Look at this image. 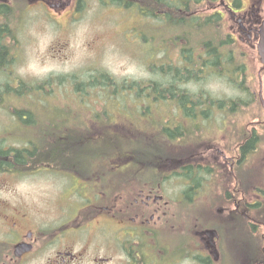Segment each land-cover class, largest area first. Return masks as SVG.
I'll list each match as a JSON object with an SVG mask.
<instances>
[{
    "label": "flooded vegetation",
    "instance_id": "obj_1",
    "mask_svg": "<svg viewBox=\"0 0 264 264\" xmlns=\"http://www.w3.org/2000/svg\"><path fill=\"white\" fill-rule=\"evenodd\" d=\"M90 1L138 9L135 0H0V264H264V187L243 190L234 174V188L227 183V169L238 167L252 137L240 136L238 153L227 156V102L217 108L225 117L216 133H186L184 123L194 131L206 110L197 106L188 117L182 103L160 101L175 116L165 117L160 132L132 124L121 135L132 147L114 151V159L100 154L90 166L56 159L57 129L71 123L55 116V102L40 106L42 87L21 75L34 23L26 16L42 11L66 29ZM157 6L161 24L220 27L234 18L256 40L253 0H145L147 19ZM256 126L264 133V118Z\"/></svg>",
    "mask_w": 264,
    "mask_h": 264
},
{
    "label": "rangeland",
    "instance_id": "obj_2",
    "mask_svg": "<svg viewBox=\"0 0 264 264\" xmlns=\"http://www.w3.org/2000/svg\"><path fill=\"white\" fill-rule=\"evenodd\" d=\"M253 2L255 6L250 10L248 20L252 27L257 28L264 20V0H260V4L259 0ZM100 5L102 4L90 1L81 10L78 19L66 29L56 27L42 11H35L32 12L33 15L26 16L27 20H34V23L26 30L29 44L25 45L21 70L25 84L34 83L42 87L39 94L40 106H44L43 101L46 104L49 101L55 102V116L68 117L66 124L71 123V130L78 134L90 135L87 133L88 126L93 129L97 122L102 124V129L103 123L109 122L108 117L113 121L112 124L114 121L126 123L117 124L121 133H129L128 130L133 129L134 125L142 132H160L165 124V117L175 116V110L165 109L167 105L160 101L176 100L145 99V86L150 88V84L160 82V75L157 74L161 65H176L180 49L187 47L186 42L177 36H182L180 34L190 31V28L185 26L177 29L168 22L159 23L161 16L156 12L160 9L158 6L153 9L152 17L147 19V15H142L139 8H135V12L133 7H113L108 10ZM173 16L175 19L179 18L177 14ZM242 25L243 32L248 24L243 22ZM204 27L208 29V37L213 40L216 36L222 40L224 36L232 35L235 43L228 44L223 50L232 56L236 66H244V72L238 73L236 78L230 76L232 81H229L227 75L211 73L205 79L197 82L192 80L186 85H179V88L185 89L191 96L204 93L218 100L243 101V104L236 106V110L227 111V156L238 153L235 144L240 136L243 139L248 132L258 139V144L253 152L241 157L238 167L232 173L227 169V183L233 187L234 174L243 190L253 186L264 187V133L256 126V122L264 118V70L254 48L257 40H248L246 34H241L238 30L240 26L234 18L227 17L226 24L220 27L217 24ZM215 30L220 33L217 34ZM199 40L197 35L189 36L190 47H197ZM227 72L230 74L229 70ZM100 75H106L107 80H112V84L118 85L114 92L112 88L104 89L103 86L88 87L92 77L96 78L97 82L106 81L100 78ZM82 83L87 87L78 94L74 91V86ZM131 83H137L139 86H134L130 92L123 88ZM50 86L51 93L48 97L49 93L43 90H50ZM162 88L167 87L162 85ZM259 93H262L263 101L260 100ZM141 96L143 99H140ZM66 103H70L71 109L64 111L62 106ZM213 110L206 121L199 119L194 131H191V126L185 122V128H189L188 131L185 129L186 133H216V128H222L225 116L220 110ZM128 121L134 125L129 127ZM57 123H60L58 119ZM254 125L255 130L252 129ZM91 137L97 139L100 135ZM108 140L105 149L95 151V155L115 153L116 142ZM92 148L94 147L89 146L88 151ZM95 155L88 157L89 163H82L86 166L99 164L100 159L92 162ZM71 159L72 164L81 162L79 159L75 163L76 158L73 156ZM262 202L261 213L264 217V201Z\"/></svg>",
    "mask_w": 264,
    "mask_h": 264
},
{
    "label": "trees",
    "instance_id": "obj_3",
    "mask_svg": "<svg viewBox=\"0 0 264 264\" xmlns=\"http://www.w3.org/2000/svg\"><path fill=\"white\" fill-rule=\"evenodd\" d=\"M136 5L139 8L142 15L145 14V6L144 2L145 0H136ZM153 11V10H152ZM204 23H193L190 21H185L183 28L185 26L190 28V31H184V34H180L182 36H177V38H180L183 40L185 45L187 47H183L180 49L178 57L176 58V65L169 64L165 67V65H161L158 68V75H160V82H155L150 84V88L146 87L144 98L145 99H153L154 101L159 100H176L183 104V108L185 111V116L192 117L196 116L194 111L197 110V106H199V110L204 109L207 111V115H209L210 111L213 110V108H222L224 106V102H227V111L232 112L236 110V106L240 104H243V101L238 99L237 101H224V100H218L210 97V95H206L204 93H199L195 96H191L188 94V92L185 91V89H180L179 85H186L190 81L194 80L195 82L200 81L202 79H205L209 74L214 73L218 75H227L226 77L229 79V81H232L233 78L231 77H237V74H241L244 72V66H236L235 61L233 60L232 56L223 50V47H227L228 44L235 43L234 40L229 38L230 36H224L222 40L219 36H216L214 40L210 37H208V29H206L203 25ZM207 26V25H206ZM198 27V30H196ZM208 27V26H207ZM218 33H220L218 30H215ZM183 31H180L182 33ZM197 35V37L200 38L198 43L196 44L197 47H190L189 36ZM176 38V39H177ZM194 45V44H193ZM201 48V49H200ZM155 67H157L155 65ZM228 68V69H227ZM227 70H229L230 74H228ZM231 76V77H230ZM102 79H106V81H100L97 82L96 78L92 77L91 84L88 87H96V86H103L104 89L112 88V92L115 91L118 85L112 84V80H107L106 75H100L99 76ZM66 79V78H64ZM111 83V84H109ZM242 83H240L241 85ZM114 85V86H109ZM139 84L137 83H131L125 87L124 89L128 90L129 92L132 91L133 87H137ZM162 85L166 86L167 88H162ZM87 86L85 84H76L74 86V91L79 93H82L83 90H85ZM204 92V90H203ZM152 93V95H151ZM168 95V97H166ZM199 96V97H198ZM140 99H143V96L140 97ZM194 103L193 105L188 106L187 103ZM195 103H198L195 105ZM202 103L206 104V109L202 108ZM202 111V110H201ZM107 123H103V128L101 129L100 126L102 125L100 122H97L92 129L90 126H88L89 131L87 130V133L90 135H83L78 134L76 131L71 130L69 128H64L63 130L57 129V135L55 140V149H56V159L61 160L63 156L66 158H70L73 156V158H76L74 161L76 163V160H81L80 164L89 163V156L95 155V151H99L100 149H105V143L108 141H114L116 142L114 147L115 150H128L131 148V142L127 138V136H121L122 134H128V133H121L120 130L117 129V124H123L126 123L122 122H116L110 120L108 117ZM116 122V124H115ZM129 122V121H128ZM129 127L131 122H129ZM98 127V128H96ZM125 127V126H123ZM133 129L128 130V132H131ZM60 131L62 133H70L71 136L65 138H60L59 135ZM98 133L99 135H103L102 137H97V139L92 138L91 136H95V134ZM97 134V135H98ZM148 142L145 140H139L137 143H141V146L144 147L143 143ZM146 144V143H145ZM258 144V139L254 137H249L247 139V142L245 143V147L242 149V156L245 153H251L253 150L256 149ZM93 146L91 151H88V147ZM152 147V146H151ZM71 151L70 155L67 153H62L61 151ZM123 154V153H122ZM117 156V153L108 155L106 158L108 160L114 159ZM100 154H96L93 159V163L96 161H99ZM121 158H125V156L121 155ZM83 162V163H82Z\"/></svg>",
    "mask_w": 264,
    "mask_h": 264
},
{
    "label": "water",
    "instance_id": "obj_4",
    "mask_svg": "<svg viewBox=\"0 0 264 264\" xmlns=\"http://www.w3.org/2000/svg\"><path fill=\"white\" fill-rule=\"evenodd\" d=\"M257 36L258 39L255 49L257 51L259 61L264 68V20L261 22V24L258 27Z\"/></svg>",
    "mask_w": 264,
    "mask_h": 264
}]
</instances>
